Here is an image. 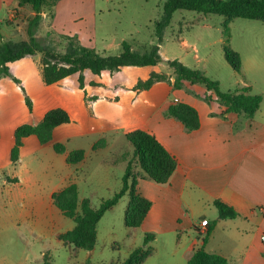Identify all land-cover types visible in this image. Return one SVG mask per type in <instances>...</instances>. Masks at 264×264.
<instances>
[{"label":"rangeland","instance_id":"rangeland-1","mask_svg":"<svg viewBox=\"0 0 264 264\" xmlns=\"http://www.w3.org/2000/svg\"><path fill=\"white\" fill-rule=\"evenodd\" d=\"M166 1L53 0L51 17L47 14L45 18H40L46 22L43 24L39 21L42 25L34 36L38 40L48 39L47 44L57 55L65 54L68 41L102 56L120 54L123 42H127L133 51L141 53L158 47L162 61L156 67H126L118 76L115 74L116 84L122 87H131L134 77H140L141 72L150 76L154 71L168 79L166 73H171V69L167 62L177 60L217 81L222 92L233 91L245 83L251 86L250 92L243 91L245 95L255 96L261 89L264 90V77L253 73V64L257 69L264 57L263 23L247 19L230 21L223 16L178 10L173 13L159 43L154 24L161 18ZM15 4L18 7V1ZM22 15L16 13L11 17L13 20H7L11 30L7 29L9 33L3 31V38L8 35L26 39L24 34L29 22L23 23ZM0 18H7L5 9L0 11ZM225 46L239 54L242 62L240 74L234 73L225 60ZM8 77L10 89L0 94V264H123L132 250V240L128 239V229L123 223L128 205L127 195L99 221L93 254L88 257L87 250L64 246L57 238L59 233L74 226L71 220L50 205L48 196L54 187L61 186V179L74 167L65 162L63 155L56 154L50 146L40 151L27 148L21 169L24 178L28 177L29 181L11 190L10 186L3 184L6 176H15V171L8 164L7 149L13 139L14 126L36 124L41 120L25 113L28 110L33 114L32 104L30 108L25 105L29 100L26 91L21 87L22 92L17 91L16 84L11 82L12 77ZM189 86L188 91L194 95L206 93L201 85ZM212 106L216 114L222 109L216 101ZM139 108L123 98L120 104H105V109L99 114L109 125L108 129L120 130L127 119L126 113L139 112ZM142 115H145L144 112ZM101 132L93 125L82 122L75 113V119L56 127L53 135L54 140L63 144L68 151L78 148L87 150L100 138L113 143L107 131L105 136ZM119 137L115 139L113 149V145H109L108 150L104 148L91 152L85 167L74 172L73 178L80 196L88 198L96 209L118 192L122 185L126 164L117 160L131 154L132 148ZM102 160L115 163L107 165ZM135 171L143 175L137 165ZM136 244V247L140 246L142 239ZM153 259L151 264H163L162 258Z\"/></svg>","mask_w":264,"mask_h":264},{"label":"crops","instance_id":"crops-1","mask_svg":"<svg viewBox=\"0 0 264 264\" xmlns=\"http://www.w3.org/2000/svg\"><path fill=\"white\" fill-rule=\"evenodd\" d=\"M17 1L0 0V11L5 9L7 14L6 19L0 18L1 34L3 31L9 33L7 29H9L10 23H7V20H13L11 17L16 13L25 15V18L22 15L23 23L29 22L37 14L40 18H45L47 14L51 17L53 0H45L39 13H36L30 5L15 7ZM41 21L43 24L46 22L44 19ZM42 22H39L37 30ZM24 35L26 39L22 37L17 39L15 36L8 35L4 39L27 41L29 39L27 31ZM41 58V54L26 55L8 64L7 73H3L0 77V94L9 91L8 76H11V82L16 84V90L22 92L21 88H23L26 91V97L32 104L33 114L29 113L28 110L25 111L26 114L35 115L42 120L49 110L60 108L68 114L69 123H71L75 119V113H78L82 122L103 131L101 132L103 133L102 136L109 133L113 143L109 144L107 139L100 138L90 144L87 150L78 148L68 151L63 144L54 140L55 127L51 133V139L46 144H42L33 135L24 138L19 149L18 161L13 164L10 160V152L14 146L13 132V139L8 144L7 149L9 151L8 164L15 171V176L11 178L6 176L3 180L5 186H10L9 190L14 187H21L23 182L29 181L28 177L24 178L21 169L25 149L33 148L34 151H40L43 147L50 146L56 154L63 155L66 163V158L71 152H81L82 159L76 164L67 163L74 166L72 171L66 173L61 179V186L54 187L48 195L50 205L64 216L54 205L52 196L69 185H75L79 201L88 199L80 196L79 188L73 176L74 172L85 167L90 153L104 148L108 150L109 145H113V149L115 139L118 140L119 136L123 141H126L125 133L132 130H142L150 133L159 141L167 152L176 159L177 166L165 184H156L142 176L136 179L137 194L150 202V208L142 224L138 228H127L128 239L132 240L131 252L138 248L146 252L145 257L136 264H151V260H155L153 258H162L163 264H186L192 254L200 248H203L208 254L223 257L228 264H264L263 89L258 94L261 96V103L252 117L229 116L228 114L221 116L216 115L212 104L205 102L203 98L205 93L199 96L188 91L191 88L189 83L184 82L181 89L175 90L172 85L174 81L172 70L171 73H166L168 79L172 77L169 79L171 82L168 79L155 82L147 90L135 88L138 81L149 78V75L147 76L143 72H141L140 77H134L131 82L132 88L116 84L115 76H118L120 71L126 67L115 73L103 71L99 76L86 71L84 72V86L82 88L79 87L77 75L47 85L43 81ZM255 65L253 64V73L261 74L264 77V57L263 60L261 58L257 69ZM152 73L156 72L153 71ZM237 88L244 89L243 91H251L249 83H245L243 86L239 85ZM151 96L155 97L152 98ZM123 98H126V101H129L132 106L140 107L139 112L126 113L127 119L120 130L108 129L109 125H106L107 122L102 119L99 112L105 109V104H120ZM181 102L190 105L197 111L198 129L187 132L179 121L166 115L171 104ZM143 112L145 115H142ZM38 123L27 125L35 126ZM20 125L23 124H16L13 130L15 131ZM55 145H61L63 152L57 153L54 148ZM129 154L117 161L127 164V160L131 156ZM102 163L113 165L115 161L109 163L102 160ZM135 174L140 175L137 174V171ZM215 200H219L234 209L237 217L219 219L217 210L213 205ZM91 207L96 209L92 205ZM69 220L74 223L72 219ZM203 220L208 221L205 228L201 226ZM74 226L66 232L72 230ZM147 234L153 235V239L144 244V237ZM141 239L142 244L136 247V243ZM61 243L64 246H69V248L72 247L74 250H83ZM92 254L93 249L87 251L86 256L91 257Z\"/></svg>","mask_w":264,"mask_h":264},{"label":"trees","instance_id":"trees-1","mask_svg":"<svg viewBox=\"0 0 264 264\" xmlns=\"http://www.w3.org/2000/svg\"><path fill=\"white\" fill-rule=\"evenodd\" d=\"M45 0H18L19 7L30 5L36 13L40 12ZM186 10L201 13L203 15H218L232 19L256 20L264 23V0H167L164 4L161 18L155 22V36L159 43L162 42L163 32L169 26L174 12ZM40 16L37 14L29 21L27 41L4 40L0 33V75L7 73L8 64L13 63L26 55L41 54L43 81L47 85L57 83L63 79L77 75L79 87L84 86V72L93 75H101L103 71L119 72L124 67H153L158 65L162 58L158 47H153L144 52L133 51L127 42L121 44V52L116 56H102L92 49L76 45L68 41L64 55L53 53V48L47 44L48 39L38 40L35 32L39 24ZM1 27V23H0ZM226 32V31H225ZM224 58L236 74L241 71V59L238 53L224 47ZM172 70L175 90L181 89L184 82L190 85H201L205 89L203 96L205 102L212 104L218 102L222 107L216 115L228 114L231 116H244L250 118L257 111L261 103V96H249L240 88L233 91L222 92L217 81L206 77L203 72L193 70L177 60L167 62ZM165 75L152 73L144 81H138L137 89H149L155 82L166 81ZM26 105L31 103L27 99ZM166 115L179 121L187 132L199 127L197 111L186 103L171 104ZM68 114L60 108L49 110L42 120L35 126L23 124L14 131V146L10 152V160L13 164L18 161L19 149L23 139L28 136H36L42 144L51 139L53 129L59 125L69 123ZM125 139L130 144L132 151L127 160L126 168L122 176L121 188L110 199L103 201L97 209H93L88 199L79 201L78 191L75 185H69L59 193L52 196L54 205L75 226L72 230L60 234L58 240L75 248L90 251L96 242V227L102 216L115 206L119 200L127 195L129 204L124 213V225L126 228H138L149 208L150 202L139 196L135 189L137 177L142 176L156 184H165L176 169L177 161L159 141L150 133L142 130H132L125 133ZM55 151L62 153L61 145H55ZM81 152H71L66 161L76 164L82 159ZM136 165L143 175L135 174ZM219 219H234L237 213L234 209L219 200L213 202ZM153 239V235L144 237V244ZM146 255L141 248L135 249L123 264H136ZM186 264H228L221 256L208 254L203 248L196 250Z\"/></svg>","mask_w":264,"mask_h":264},{"label":"built area","instance_id":"built-area-1","mask_svg":"<svg viewBox=\"0 0 264 264\" xmlns=\"http://www.w3.org/2000/svg\"><path fill=\"white\" fill-rule=\"evenodd\" d=\"M207 225H208V221H207V220H203V221H201V226H202L203 228H205ZM263 239H264V238H263Z\"/></svg>","mask_w":264,"mask_h":264}]
</instances>
